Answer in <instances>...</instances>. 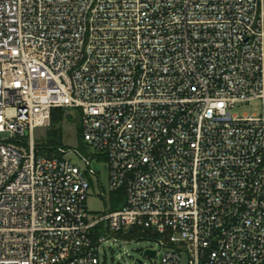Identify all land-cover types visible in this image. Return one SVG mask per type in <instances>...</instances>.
Wrapping results in <instances>:
<instances>
[{
  "label": "built area",
  "instance_id": "1",
  "mask_svg": "<svg viewBox=\"0 0 264 264\" xmlns=\"http://www.w3.org/2000/svg\"><path fill=\"white\" fill-rule=\"evenodd\" d=\"M55 109L80 113L88 172L37 155ZM92 162L126 202L90 222ZM144 235L160 264H264V0H0V264Z\"/></svg>",
  "mask_w": 264,
  "mask_h": 264
},
{
  "label": "rangeland",
  "instance_id": "2",
  "mask_svg": "<svg viewBox=\"0 0 264 264\" xmlns=\"http://www.w3.org/2000/svg\"><path fill=\"white\" fill-rule=\"evenodd\" d=\"M232 113L240 116L261 114L262 104L256 101L251 104L240 105ZM79 115L78 111L65 110L64 121L61 125L65 146L63 148L67 151L65 155L66 161L79 168L82 172H88L86 164L77 154L78 152L85 157L88 154L86 147L85 149L80 148L78 130L81 125ZM50 132V128H38L35 130L34 143L38 156H43L39 149L46 145ZM23 152L27 153V150L23 149ZM91 169L98 174V177L89 178L91 188L88 192L85 208L90 222L105 214L107 208L104 198H107L108 205L110 202L109 177L106 163L92 162ZM98 178H100V181ZM148 250L159 251L160 253L164 252L155 241L149 239L136 240L133 243L127 244H109L108 246H104L100 254V262L101 264H160L159 258L152 259L149 256H145L144 253ZM182 260V264H185L187 256L182 255Z\"/></svg>",
  "mask_w": 264,
  "mask_h": 264
},
{
  "label": "trees",
  "instance_id": "3",
  "mask_svg": "<svg viewBox=\"0 0 264 264\" xmlns=\"http://www.w3.org/2000/svg\"><path fill=\"white\" fill-rule=\"evenodd\" d=\"M65 110L55 109L51 114L50 129L51 132L47 138L46 145L43 148H40L39 151L43 156L53 157L56 155V152L59 148H63L64 142L62 137L61 125L64 121ZM80 114V113H79ZM80 116V115H79ZM78 137L80 140V148L85 149V145L82 139L81 127L78 130ZM99 160H106L104 157H99ZM126 202L125 192L123 190L114 192L110 194V210L119 211L121 210ZM148 239L147 235H144Z\"/></svg>",
  "mask_w": 264,
  "mask_h": 264
},
{
  "label": "water",
  "instance_id": "4",
  "mask_svg": "<svg viewBox=\"0 0 264 264\" xmlns=\"http://www.w3.org/2000/svg\"><path fill=\"white\" fill-rule=\"evenodd\" d=\"M145 256H150L152 258H155L156 256V253L155 252H152V251H145Z\"/></svg>",
  "mask_w": 264,
  "mask_h": 264
}]
</instances>
